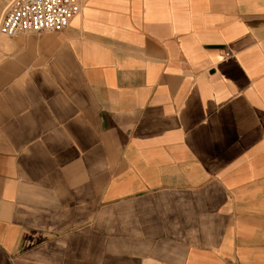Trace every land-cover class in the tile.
Wrapping results in <instances>:
<instances>
[{
	"label": "crops",
	"instance_id": "crops-1",
	"mask_svg": "<svg viewBox=\"0 0 264 264\" xmlns=\"http://www.w3.org/2000/svg\"><path fill=\"white\" fill-rule=\"evenodd\" d=\"M0 34V264H264V0H80Z\"/></svg>",
	"mask_w": 264,
	"mask_h": 264
},
{
	"label": "built area",
	"instance_id": "built-area-1",
	"mask_svg": "<svg viewBox=\"0 0 264 264\" xmlns=\"http://www.w3.org/2000/svg\"><path fill=\"white\" fill-rule=\"evenodd\" d=\"M80 7V0H9L0 13V34L61 31Z\"/></svg>",
	"mask_w": 264,
	"mask_h": 264
},
{
	"label": "rangeland",
	"instance_id": "rangeland-1",
	"mask_svg": "<svg viewBox=\"0 0 264 264\" xmlns=\"http://www.w3.org/2000/svg\"><path fill=\"white\" fill-rule=\"evenodd\" d=\"M9 0H0V13L3 9V7H5L4 5L8 3Z\"/></svg>",
	"mask_w": 264,
	"mask_h": 264
},
{
	"label": "bare ground",
	"instance_id": "bare-ground-1",
	"mask_svg": "<svg viewBox=\"0 0 264 264\" xmlns=\"http://www.w3.org/2000/svg\"><path fill=\"white\" fill-rule=\"evenodd\" d=\"M5 5H6V4H5ZM5 5H4V6H5ZM3 8H4V7H3Z\"/></svg>",
	"mask_w": 264,
	"mask_h": 264
}]
</instances>
